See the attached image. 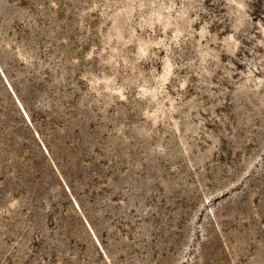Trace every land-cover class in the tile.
Listing matches in <instances>:
<instances>
[{
	"label": "rangeland",
	"instance_id": "374dc122",
	"mask_svg": "<svg viewBox=\"0 0 264 264\" xmlns=\"http://www.w3.org/2000/svg\"><path fill=\"white\" fill-rule=\"evenodd\" d=\"M0 264H264V0H0Z\"/></svg>",
	"mask_w": 264,
	"mask_h": 264
}]
</instances>
